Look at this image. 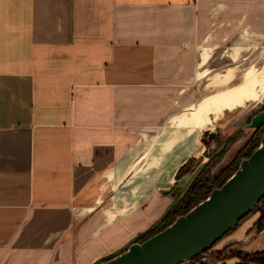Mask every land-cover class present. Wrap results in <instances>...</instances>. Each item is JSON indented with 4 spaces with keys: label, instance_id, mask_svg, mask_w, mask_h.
<instances>
[{
    "label": "crops",
    "instance_id": "1",
    "mask_svg": "<svg viewBox=\"0 0 264 264\" xmlns=\"http://www.w3.org/2000/svg\"><path fill=\"white\" fill-rule=\"evenodd\" d=\"M258 27L264 0H0V264H94L137 227L143 204L149 225L163 217L174 185L153 195L158 170L132 182L124 164L152 149L197 98L210 57L203 52ZM263 92L264 64L239 88L180 115L159 149L172 132L186 138L191 126L203 130ZM141 158V168L154 163ZM148 184L129 215L113 218L116 194ZM132 200L122 195L111 212ZM257 220L215 249L264 250Z\"/></svg>",
    "mask_w": 264,
    "mask_h": 264
},
{
    "label": "rangeland",
    "instance_id": "2",
    "mask_svg": "<svg viewBox=\"0 0 264 264\" xmlns=\"http://www.w3.org/2000/svg\"><path fill=\"white\" fill-rule=\"evenodd\" d=\"M257 30L263 31L256 32V30L254 29L242 28L241 32H239L240 34L233 35L231 40L228 41L227 44H224V46H217L214 49L211 48L210 50L203 52H207L210 57L206 62L207 64H201L199 71L200 75L202 72L208 71L206 74L207 76L205 75L200 77V80L197 83L199 85L197 98H194L192 101L190 100V102L188 101V103H185L184 105L180 106V108L177 110V115L185 112L191 104L198 102L205 96L212 93L210 88L207 87V77L214 74H223L228 69H233L235 75H239L248 70L254 64H264V28L258 27ZM171 121L165 124V126L167 127L171 123ZM172 123L169 127L171 131L173 130ZM262 124L264 125V97L261 99L260 102L251 105L247 109L237 111L233 114H227V116H225V118L217 126L210 130L203 131L197 136V148H195L191 152L184 150V148L180 150L179 153L175 151V149L172 152L168 153L169 159L167 169L163 173H161L163 171L162 166L161 170L158 169L157 176L152 179V192H154L153 195H155L156 192L157 195L160 194L161 197H165L164 190H170L175 184V182L178 181L177 186L180 185L179 187L181 190L177 192L175 198L172 197L173 199H171V196L166 197L167 200H172L173 202H171L175 205L185 197L186 192L193 186L194 182L196 181V178L200 174H202V172L207 168V166L211 168V171L214 174L219 173L224 167H226L228 164H230L237 158L240 161V166L241 162L244 160H240V157H242V155L247 150L252 148L254 141H256V137L254 134L255 129L257 126H260ZM152 127H154V125ZM148 133L146 132L144 134V137ZM211 133L215 134V136L218 137L213 138L212 140H209L208 138L206 140L207 142L204 143L203 139L207 138L208 134L209 136H212ZM171 137L173 139L179 138L176 136V134L173 135V132L171 133ZM157 141L158 140H155L154 143H157ZM217 145L219 146L218 148ZM196 149H201V154H196ZM159 150L161 151V149ZM223 151V157L219 156V154H221L220 152ZM164 154L165 152L161 153L160 155ZM153 157L155 160L156 155L153 154ZM192 158L199 160V164H197L194 168L197 177H192V179H189L187 182L184 180L182 181L183 178L181 180H177L176 175L178 173V169H180L185 163H187V161ZM154 165L155 161L149 166ZM145 168V166L140 168L139 174L143 173ZM173 204H170L171 206L168 205V207H170L167 211L165 210V214L172 208ZM135 205H130L129 208L121 210L123 212L117 213V218H123L124 216L129 215ZM147 207L148 203L143 204L139 208V210H137V214L135 217L137 221V227L130 229V232L120 233L118 236H116L115 240H117V242L115 244L110 245L109 249L104 253L103 257H101L102 259L97 260L96 262H94V264H99L105 259L122 253V251L129 248L139 236L147 232L162 219L161 217L157 222H155V224L149 225L148 221L142 219L143 216H145L146 211H148ZM256 208L252 212H254ZM260 215V212H255L247 220H251L252 218H259ZM133 231H135V233H133ZM239 247L240 246H235L234 248H232L235 250L232 251H237L236 248ZM213 250L219 251L220 249L213 248Z\"/></svg>",
    "mask_w": 264,
    "mask_h": 264
},
{
    "label": "water",
    "instance_id": "3",
    "mask_svg": "<svg viewBox=\"0 0 264 264\" xmlns=\"http://www.w3.org/2000/svg\"><path fill=\"white\" fill-rule=\"evenodd\" d=\"M211 135L209 140L215 134ZM263 198L264 136L255 152L205 201L144 243L132 244L99 264H186L235 229Z\"/></svg>",
    "mask_w": 264,
    "mask_h": 264
},
{
    "label": "trees",
    "instance_id": "4",
    "mask_svg": "<svg viewBox=\"0 0 264 264\" xmlns=\"http://www.w3.org/2000/svg\"><path fill=\"white\" fill-rule=\"evenodd\" d=\"M254 134L256 137V141H254L252 148L247 150L242 155V157H240V160L249 158L254 153V151L260 146V142L264 136V125H260ZM239 162L240 161L238 160V158L235 159L217 174L212 173L211 168L207 166L208 169L206 168L202 172V174H200L198 177L196 176V181L194 182L193 186L186 192L185 197L179 203L173 205L172 208L162 217V219L158 223H156L147 232L139 236L132 244L144 243L154 235L160 233L161 231L165 230L167 227L172 225L178 218L189 213L194 207L199 205L201 202L205 201L215 189L222 187L226 183V181L238 170ZM197 164H199V160L193 158L190 159L179 169L176 175V179L180 180L193 174L194 168ZM255 212L261 213L260 217L256 221L255 227L259 232L263 231L264 198L260 201L256 210L254 212H251L244 219H242L238 226L233 229L229 234L240 228L241 225ZM229 234L219 240L210 250L205 252L203 255L198 256L197 258L191 260L186 264H229L230 261H236V263L234 264H264V250L251 253L243 250V247L240 246L239 248H236L237 251H232L235 250L232 248H234L235 246H239L237 244L229 245L219 251L213 250V248H215L217 244H219ZM126 250L122 251V253ZM117 255L105 259L102 262L109 261Z\"/></svg>",
    "mask_w": 264,
    "mask_h": 264
},
{
    "label": "bare ground",
    "instance_id": "5",
    "mask_svg": "<svg viewBox=\"0 0 264 264\" xmlns=\"http://www.w3.org/2000/svg\"><path fill=\"white\" fill-rule=\"evenodd\" d=\"M262 65H263V63L254 64L248 70H246L245 72H243V73H241L239 75H235V72L233 71V69H228L223 74H214V75H211V76L207 77V81H208L207 87L210 88V90L212 91V93H210L209 95L205 96L204 98H202L198 102H196L194 104H191L189 106V108L185 112H183L181 114H178L171 121V123L174 122L180 115L186 113L191 108H193L196 104H200V103L204 102L205 100H207L208 98L213 97V96H216V95H219V94H222L225 91H232L234 89L239 88L240 86H242L248 80L249 77L251 78L253 76V74H255V72ZM170 124L165 128V131H164L163 135L165 134V132L170 127ZM163 135H162V137H163ZM162 137L152 147V149L138 152L137 154L131 155L127 159V161L125 162L124 167H123V171H124L123 173H124V176H126V178L129 181L136 182L137 180H139L141 178H146L148 176V174L150 173L151 170L152 171L158 170L159 168H161V166L164 165L165 162L160 161L161 158L164 157V156L163 155H160L161 154V151L159 150V144H160V142L162 140ZM144 154H151L152 157H153V154H155L156 155L155 160H154L155 161V165L154 166H149L147 164V166H148L147 170H145L142 174L139 175V171H140L139 169L141 168L139 166V163H140L139 161L142 160L141 157ZM133 158L135 160H137V161L134 162V164L132 165V164L129 163V160H131ZM127 171H129V172H127ZM148 185H146L142 190L141 189H138V190H128V191H125V192L116 194L112 198V203L110 204V207L108 209L109 212H110V214L113 216V218H117V215H118L117 213H114V212L112 213L111 211L115 208L114 207L115 206V203H116V201H117V199L119 197H121L122 195H124V197H126V198H132L133 199L132 201H134V200H136L141 195V193L143 192V190L146 189L148 187Z\"/></svg>",
    "mask_w": 264,
    "mask_h": 264
},
{
    "label": "flooded vegetation",
    "instance_id": "6",
    "mask_svg": "<svg viewBox=\"0 0 264 264\" xmlns=\"http://www.w3.org/2000/svg\"><path fill=\"white\" fill-rule=\"evenodd\" d=\"M264 97V92H263V94L259 97V98H257L256 100H254V101H252V102H249L244 108H242V109H240V110H237V111H242V110H244V109H247V108H249L251 105H253V104H256V103H258V102H260L261 101V99ZM236 111V112H237ZM236 112H233V113H236ZM233 113H231V114H233ZM221 121H215V122H213V123H211V124H209V125H207V126H205V128L203 129V130H200V131H196V130H194V128L191 126V134L188 136V137H184V138H181V137H179V138H176V139H173L172 137H171V140L172 141H170L169 143H167V144H165V146L164 147H162L161 148V153H164L165 152V154L163 155L164 157H162L161 158V160L160 161H162V162H165V156L168 154V153H170V152H172L174 149H175V151H177L178 153H179V151L180 150H182V149H184V150H187V151H189V152H191L192 150H194L195 148H197L196 146V143H197V141H196V139H197V136L201 133V132H203V131H206V130H210V129H212V128H214L215 126H217L219 123H220ZM259 128V126H257L256 127V129H255V131L257 130ZM218 136H215L214 135V137L213 138H217ZM208 138H210V136H209V134H208V136H207V138H205V141H203L204 143H206L207 141V139ZM194 140V141H193ZM219 146L217 145V148H218ZM201 149H196V151H195V153L196 154H201ZM221 154H219V156H222V154H224V151L223 152H220ZM226 155V154H225ZM223 157V156H222ZM225 157V156H224ZM188 162V161H187ZM143 167V166H142ZM146 168H145V170H147V168H148V166H145ZM144 170V171H145ZM195 170V169H194ZM143 171V172H144ZM142 174V173H141ZM140 175V174H139ZM189 176H192V177H195L196 176V171H194V173L193 174H191V175H189ZM192 179V178H191ZM181 180V179H180ZM177 183H178V181H176L175 182V184H174V187L169 191V193H171V195H172V197L173 198H175V196L177 195V192H179V190H181L180 189V187L179 186H177ZM150 187V185H148V187L146 188V189H144L143 190V192L141 193V195L136 199V200H134L133 201V203H131V205H137L143 198H144V196H145V194H146V191H147V189ZM174 205V204H173Z\"/></svg>",
    "mask_w": 264,
    "mask_h": 264
}]
</instances>
